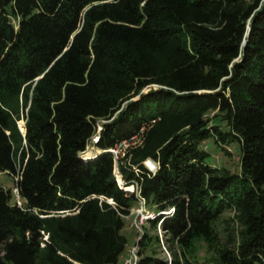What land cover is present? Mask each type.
Instances as JSON below:
<instances>
[{"label": "trees", "instance_id": "obj_1", "mask_svg": "<svg viewBox=\"0 0 264 264\" xmlns=\"http://www.w3.org/2000/svg\"><path fill=\"white\" fill-rule=\"evenodd\" d=\"M1 173L22 205L0 186V264H119L134 183L157 216L138 264H264V0H0Z\"/></svg>", "mask_w": 264, "mask_h": 264}, {"label": "rangeland", "instance_id": "obj_2", "mask_svg": "<svg viewBox=\"0 0 264 264\" xmlns=\"http://www.w3.org/2000/svg\"><path fill=\"white\" fill-rule=\"evenodd\" d=\"M154 88L158 89V87H156V86ZM150 89L151 88L145 89L144 93L149 92ZM214 115L215 114H211L210 116H208L209 119L213 118ZM23 124H24V122H23ZM103 125H104V122H102V121H100L98 124L97 129H98L99 135H100V132L102 130ZM213 125H215V126L219 125L221 127L222 131H225V132L228 131L225 124L223 122H220L218 119H216V120L213 119L211 121L210 126H213ZM98 132H97V136H98ZM96 144H94L92 147L87 148V150L91 149V148L93 150H98L96 147ZM201 148L204 149V151L209 154V157L207 158V164H209L210 166L215 167V168H225L231 174L240 175L242 151H241V147H240L239 143L235 142V143H228L226 145H224V144L218 145V144H216V142L213 138H210L204 144H202ZM149 163H152V161L149 160ZM145 166L148 169V171H150L152 173L154 172L155 168L153 167V164H152V166L149 167L147 165V162H146ZM135 170L137 171V169H135ZM118 171H119V165L116 166L115 173H117ZM118 177L120 178L121 175L119 174ZM14 185H15V183H14V180L12 179L11 176H9L6 173H1V175H0V186L5 187L7 189H13ZM15 202H16V195L14 194L12 197V203L14 204ZM138 209H140V208L138 205H136L135 208H133L131 215L126 218V226H125V229L123 232L129 241V245L127 247L126 252L123 254L121 260L119 261V264H122L124 262V260L128 258L129 249L138 241V232H137V229L135 228V219H136L135 214H136ZM228 216H232V213H227L226 217H228ZM163 249H164V247H163ZM164 254L167 258V254H166L165 250H164ZM208 257H209V255L207 254L206 247L203 245L201 252L199 254V261L202 264H206L205 262H206V259H208Z\"/></svg>", "mask_w": 264, "mask_h": 264}, {"label": "built area", "instance_id": "obj_3", "mask_svg": "<svg viewBox=\"0 0 264 264\" xmlns=\"http://www.w3.org/2000/svg\"><path fill=\"white\" fill-rule=\"evenodd\" d=\"M96 137H98V138H96ZM99 139H100V135L98 132V136L96 135L95 137L92 138V140H91V142L87 148L92 147L94 144H96L99 141ZM141 145H142V142L139 139V137L134 136L129 141H124V142L118 144L114 149L109 150V152L112 153L114 156L115 168H116V166L119 165L120 159L124 156L123 152H125L128 149L135 148V147L141 146ZM157 169H158L157 165L155 164V169H154L153 173H155L157 171ZM117 173H115V176L119 182V185L122 187H125L126 183L123 181L122 182L119 181L118 175L120 174V172L118 171ZM120 178L122 179V177H120ZM17 180H18V178L16 179V181ZM130 187H132L131 191L134 192L136 199L139 203V208H140L137 210V212L135 214L136 215L135 228L137 229V232H138V241L129 249L128 258L125 259L122 264H138V262H139V245H138V242L142 239V237L144 235L143 227L148 220H153L157 217L155 213H153V212L151 213L150 211H148L146 209V203H145L144 198L141 196V192H140V188H139L138 184L134 183V185H131ZM13 193L16 195L18 205L21 206L22 202L18 196V190L16 188L13 189ZM171 212H172V210L170 212H168V214ZM159 230H160V228H159ZM164 250L166 251L168 260L171 261V256L165 247H164Z\"/></svg>", "mask_w": 264, "mask_h": 264}, {"label": "bare ground", "instance_id": "obj_4", "mask_svg": "<svg viewBox=\"0 0 264 264\" xmlns=\"http://www.w3.org/2000/svg\"><path fill=\"white\" fill-rule=\"evenodd\" d=\"M21 129L24 131V124H19ZM102 152L100 150H93L92 148L91 149H88L83 155H81V157L83 159H85L86 161H89V160H93V159H96L99 155H101ZM153 163V162H152ZM147 165L150 167L151 165H149V160L147 161ZM153 167L155 168V164L153 163ZM119 181L122 182V180L119 178Z\"/></svg>", "mask_w": 264, "mask_h": 264}, {"label": "water", "instance_id": "obj_5", "mask_svg": "<svg viewBox=\"0 0 264 264\" xmlns=\"http://www.w3.org/2000/svg\"><path fill=\"white\" fill-rule=\"evenodd\" d=\"M249 34H250V28H248V32H247V34H246V38L249 37ZM247 43H248L247 40L244 41V46H246ZM19 123H20V122H19ZM18 125H19V124H18ZM24 126H26V122H25V121H24ZM19 128L21 129L20 125H19ZM21 132H22V133L24 134V136H25V134H26V129H25V127H24V131L21 129ZM96 138H98V137H96ZM109 203H110V204H113V201L111 200Z\"/></svg>", "mask_w": 264, "mask_h": 264}, {"label": "clouds", "instance_id": "obj_6", "mask_svg": "<svg viewBox=\"0 0 264 264\" xmlns=\"http://www.w3.org/2000/svg\"><path fill=\"white\" fill-rule=\"evenodd\" d=\"M96 135H97V134H96ZM96 135H95V136H96ZM95 136H94V137H95Z\"/></svg>", "mask_w": 264, "mask_h": 264}, {"label": "crops", "instance_id": "obj_7", "mask_svg": "<svg viewBox=\"0 0 264 264\" xmlns=\"http://www.w3.org/2000/svg\"><path fill=\"white\" fill-rule=\"evenodd\" d=\"M1 175V174H0ZM122 258V257H121ZM121 260V259H120Z\"/></svg>", "mask_w": 264, "mask_h": 264}]
</instances>
